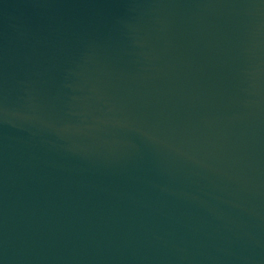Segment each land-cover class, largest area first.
<instances>
[{"label":"water","instance_id":"95a60500","mask_svg":"<svg viewBox=\"0 0 264 264\" xmlns=\"http://www.w3.org/2000/svg\"><path fill=\"white\" fill-rule=\"evenodd\" d=\"M0 264H264V0H0Z\"/></svg>","mask_w":264,"mask_h":264}]
</instances>
